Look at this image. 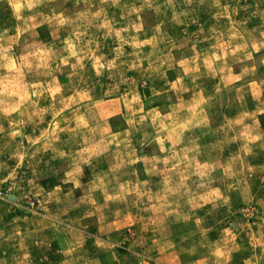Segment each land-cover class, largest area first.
I'll use <instances>...</instances> for the list:
<instances>
[{"label": "rangeland", "instance_id": "1", "mask_svg": "<svg viewBox=\"0 0 264 264\" xmlns=\"http://www.w3.org/2000/svg\"><path fill=\"white\" fill-rule=\"evenodd\" d=\"M0 264H264V0H0Z\"/></svg>", "mask_w": 264, "mask_h": 264}]
</instances>
